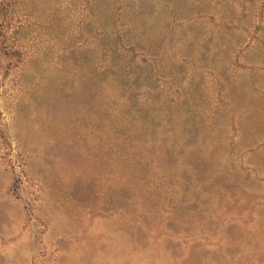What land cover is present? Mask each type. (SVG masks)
<instances>
[{
    "label": "rangeland",
    "instance_id": "rangeland-1",
    "mask_svg": "<svg viewBox=\"0 0 264 264\" xmlns=\"http://www.w3.org/2000/svg\"><path fill=\"white\" fill-rule=\"evenodd\" d=\"M0 264H264V0H0Z\"/></svg>",
    "mask_w": 264,
    "mask_h": 264
}]
</instances>
